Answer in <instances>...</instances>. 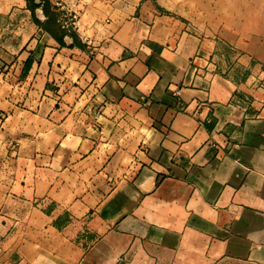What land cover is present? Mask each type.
I'll list each match as a JSON object with an SVG mask.
<instances>
[{"label":"crops","instance_id":"0c3cea01","mask_svg":"<svg viewBox=\"0 0 264 264\" xmlns=\"http://www.w3.org/2000/svg\"><path fill=\"white\" fill-rule=\"evenodd\" d=\"M39 4L0 0V264H264V0Z\"/></svg>","mask_w":264,"mask_h":264},{"label":"built area","instance_id":"2783aa9c","mask_svg":"<svg viewBox=\"0 0 264 264\" xmlns=\"http://www.w3.org/2000/svg\"><path fill=\"white\" fill-rule=\"evenodd\" d=\"M60 14L63 19H76L79 0H46Z\"/></svg>","mask_w":264,"mask_h":264},{"label":"trees","instance_id":"16d2710c","mask_svg":"<svg viewBox=\"0 0 264 264\" xmlns=\"http://www.w3.org/2000/svg\"><path fill=\"white\" fill-rule=\"evenodd\" d=\"M28 1L30 3H34L35 0H28ZM39 1L41 4H39L38 6L42 7V9L45 12L44 14L50 18V21H49L50 25H52V27H55V29H56V27L58 28L56 21H57V18L59 17V13L51 6L50 3L46 2L45 0H39ZM32 9H36V8H32ZM60 34L63 37L66 36L65 31H62ZM56 36H58V35H56ZM60 42L63 44L62 39L60 40Z\"/></svg>","mask_w":264,"mask_h":264},{"label":"rangeland","instance_id":"374dc122","mask_svg":"<svg viewBox=\"0 0 264 264\" xmlns=\"http://www.w3.org/2000/svg\"><path fill=\"white\" fill-rule=\"evenodd\" d=\"M46 1V0H45ZM47 2V1H46ZM222 70H223V67H222ZM225 70V69H224Z\"/></svg>","mask_w":264,"mask_h":264}]
</instances>
